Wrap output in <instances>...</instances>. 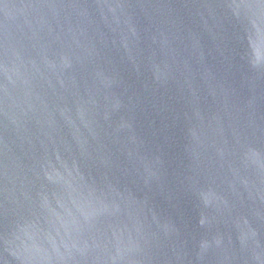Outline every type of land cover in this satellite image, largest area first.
<instances>
[{
  "label": "water",
  "instance_id": "1",
  "mask_svg": "<svg viewBox=\"0 0 264 264\" xmlns=\"http://www.w3.org/2000/svg\"><path fill=\"white\" fill-rule=\"evenodd\" d=\"M0 264H264V0H0Z\"/></svg>",
  "mask_w": 264,
  "mask_h": 264
}]
</instances>
